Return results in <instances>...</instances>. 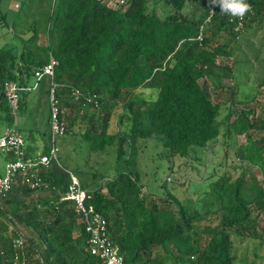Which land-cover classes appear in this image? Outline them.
Listing matches in <instances>:
<instances>
[{
    "label": "trees",
    "instance_id": "1",
    "mask_svg": "<svg viewBox=\"0 0 264 264\" xmlns=\"http://www.w3.org/2000/svg\"><path fill=\"white\" fill-rule=\"evenodd\" d=\"M110 1L53 0L46 33L20 36V48L0 47L1 116L8 126L14 122L5 82L22 87V108L31 76L54 57L51 81L64 133L75 132L90 153L109 147L116 152L113 175L106 174L94 189L79 181L90 193L89 203L105 217L123 264H235L232 234L264 241V230L256 229L257 216L264 214V109L258 115L251 107L238 109L230 120L226 136L234 130L242 137L235 153L242 168L231 182L223 176L226 188L216 189L214 208L211 201L200 200L199 207L187 204L171 191L163 197L148 196L139 182L137 144L155 139L166 158L194 160L199 173L203 152L220 136L222 93L215 99L212 93L227 86L225 78H232V68L218 60L229 53L227 47L212 44L201 28L208 20L215 30L238 34L261 24L264 0H247L250 9L238 28V17L221 11L213 0L203 1L208 6L199 15L183 12L187 0H155L167 6L162 15L149 10L151 0ZM7 25L0 9V27ZM38 41L41 49L32 48ZM139 88L150 89L156 97H140L135 93ZM75 90L81 93L78 99ZM84 95L95 98L88 102ZM118 104L128 128L109 132ZM39 134L47 136L40 150L36 134L24 140L27 156L48 152L49 130L48 135ZM217 164L213 159V170ZM71 174L57 157L42 167L36 187L18 180L0 194V264H101L87 250V233L72 202L60 200ZM205 175L210 180L213 176ZM40 189L43 194L35 196ZM9 227L13 238L6 234Z\"/></svg>",
    "mask_w": 264,
    "mask_h": 264
},
{
    "label": "rangeland",
    "instance_id": "2",
    "mask_svg": "<svg viewBox=\"0 0 264 264\" xmlns=\"http://www.w3.org/2000/svg\"><path fill=\"white\" fill-rule=\"evenodd\" d=\"M203 1L187 0L183 12L199 15L208 6L203 4ZM115 2L118 4L119 0ZM210 2L212 0L209 4ZM52 3L53 0H1L0 9L5 14L8 25L0 27V47L20 48L22 44L20 36L28 38L34 32L46 33ZM148 6L149 10L155 9L158 15L166 12L164 8H167L161 1L155 0L149 1ZM201 30L212 44H222L227 47L229 53L226 56H218V60L232 68V78L223 80L228 83L227 86L212 93L214 99L217 94L222 93L218 96L221 102L218 116L219 138L211 150L207 149L203 152L205 155L198 164L199 173L197 167L193 166L194 160L187 162L186 158L178 156L173 159L166 158L162 154V146L155 139L139 140L136 159L139 182L148 196L163 197L167 191H171L187 204L194 203L196 207H199L200 200L211 201V208H214L216 207V189L226 188L223 176H228L231 182L235 180L242 168L235 155L238 141L242 137L236 135L234 130L231 131L230 137L226 136L230 120L238 109L251 107L254 115L260 114L264 109V21L251 28L243 29L238 34L233 31L215 30L208 20L204 22ZM33 46L32 48L38 50L42 47L40 41ZM49 84L50 78L47 76L40 80H37L34 75L31 76L26 86L29 90L27 89L25 102L22 108L17 110L14 122L9 124L26 142L29 140V134L38 135L40 132L47 131ZM226 91H230L232 96H228ZM135 93L151 101L156 97L155 92L148 88H139ZM1 113L0 135L8 127ZM121 113V105L118 104L113 108L110 116L109 132H121L128 128V121ZM64 120L66 122V119ZM228 128L230 130L231 127ZM75 129L77 130L74 127L73 130ZM75 134V132L71 135L64 133L56 139L58 159L85 187L94 189L106 174L115 173L113 168L115 149L109 147L103 152L90 153L87 143L79 141L81 138ZM258 135L254 133L253 137ZM224 140L227 142H223ZM213 159L218 163L215 170L212 169ZM5 161V154L0 151L1 173L4 170ZM254 169L251 170L253 173L257 171L256 168ZM206 172L212 173L211 180L206 177ZM40 194H43L42 189L35 192V196ZM256 221V229L259 232L264 230V214L257 216ZM13 232L9 227L6 234L13 238ZM232 240L233 252L238 264H264V241L261 242L255 236L241 237L235 234H232Z\"/></svg>",
    "mask_w": 264,
    "mask_h": 264
},
{
    "label": "built area",
    "instance_id": "3",
    "mask_svg": "<svg viewBox=\"0 0 264 264\" xmlns=\"http://www.w3.org/2000/svg\"><path fill=\"white\" fill-rule=\"evenodd\" d=\"M121 1V0H119ZM116 3L111 0L110 4ZM235 17V16H233ZM238 17V27L241 25L242 16ZM57 60L50 56L48 62L34 72V77L40 80L43 77L50 78L48 89L49 102V142L48 152L42 153L35 157L26 155V142L14 130L8 126L0 135V151L9 154L11 157L5 161L3 173L0 175V194L7 193L18 180L24 182L31 188L41 183L39 177L42 167H47L51 159L57 161L56 139L64 133L65 124L61 118V107L56 92L55 83L51 81L54 75V67ZM14 81H6L4 84L5 96L8 100L11 113L15 116L18 110L19 90ZM25 88V87H24ZM26 87L25 89H28ZM79 90L74 91V98L80 96ZM95 95H84V99L88 102L94 100ZM90 193L85 189L79 180L71 174V180L67 186L65 193L60 200L71 201L75 213L80 218L85 232L87 233V250L90 254L97 256L101 264H123V256L120 252L119 245L114 243L108 233L107 221L105 217L97 211L94 206L89 203Z\"/></svg>",
    "mask_w": 264,
    "mask_h": 264
},
{
    "label": "clouds",
    "instance_id": "4",
    "mask_svg": "<svg viewBox=\"0 0 264 264\" xmlns=\"http://www.w3.org/2000/svg\"><path fill=\"white\" fill-rule=\"evenodd\" d=\"M213 3H218L221 11L232 16H243L250 9L247 0H213Z\"/></svg>",
    "mask_w": 264,
    "mask_h": 264
},
{
    "label": "crops",
    "instance_id": "5",
    "mask_svg": "<svg viewBox=\"0 0 264 264\" xmlns=\"http://www.w3.org/2000/svg\"><path fill=\"white\" fill-rule=\"evenodd\" d=\"M29 83V82H28ZM28 85V84H27ZM48 130H49V127L47 128V134L46 135H48ZM35 136H37L36 137V139L34 140V143H36L38 146H39V150L41 149V147H42V144H43V142L46 140V138H47V136H40V134H38V135H35ZM0 174H2L1 172H0Z\"/></svg>",
    "mask_w": 264,
    "mask_h": 264
}]
</instances>
